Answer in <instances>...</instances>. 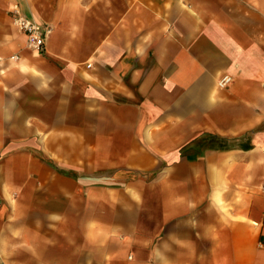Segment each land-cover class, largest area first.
<instances>
[{"label":"crops","instance_id":"crops-1","mask_svg":"<svg viewBox=\"0 0 264 264\" xmlns=\"http://www.w3.org/2000/svg\"><path fill=\"white\" fill-rule=\"evenodd\" d=\"M0 264H264V0H0Z\"/></svg>","mask_w":264,"mask_h":264},{"label":"built area","instance_id":"built-area-1","mask_svg":"<svg viewBox=\"0 0 264 264\" xmlns=\"http://www.w3.org/2000/svg\"><path fill=\"white\" fill-rule=\"evenodd\" d=\"M13 23L20 33L25 36L27 48L41 52L44 48L45 39L50 35L51 28L38 23L33 17H27L21 14L17 9L13 11ZM231 82L229 76H222L217 85L219 88H225Z\"/></svg>","mask_w":264,"mask_h":264}]
</instances>
